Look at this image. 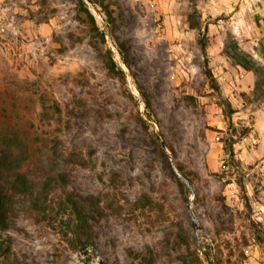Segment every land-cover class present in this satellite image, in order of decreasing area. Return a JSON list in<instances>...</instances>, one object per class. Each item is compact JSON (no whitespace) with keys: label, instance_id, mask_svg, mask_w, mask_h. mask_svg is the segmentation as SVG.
Masks as SVG:
<instances>
[{"label":"rangeland","instance_id":"rangeland-1","mask_svg":"<svg viewBox=\"0 0 264 264\" xmlns=\"http://www.w3.org/2000/svg\"><path fill=\"white\" fill-rule=\"evenodd\" d=\"M106 1L119 13L126 80L111 76L90 44L78 0H0V143L26 149L22 169L36 187L63 171L78 197H101L88 254L17 197L0 229L16 257L0 253V264H87L89 255L90 264H100L97 255L106 264H264V101L253 97L255 75L224 54L242 36L230 6L197 0L218 90L188 23L190 0ZM108 46L120 62L109 34ZM179 166L194 186L199 226Z\"/></svg>","mask_w":264,"mask_h":264},{"label":"trees","instance_id":"trees-1","mask_svg":"<svg viewBox=\"0 0 264 264\" xmlns=\"http://www.w3.org/2000/svg\"><path fill=\"white\" fill-rule=\"evenodd\" d=\"M47 0H44V2ZM98 12L104 17L105 22L99 21L96 14L90 9L85 0H78L77 12L80 22L85 24L90 34V44L102 58L108 73L111 76L126 80L127 72L123 65L116 58L114 50L108 46V34L114 46L118 49L121 61L130 67L129 53L126 45L120 41L116 34L119 13L116 14L111 3L106 0H89ZM192 11L188 15L189 26L199 32L197 43L201 49L206 70L205 73L215 89H220L218 81L209 66L207 54V41L203 30L202 15L198 9L197 0H190ZM224 54L230 59L233 65L241 66L246 71L252 72L256 77L253 97L264 101V63L254 54L243 49L237 39L226 44ZM145 97L147 107L150 106L149 97L139 87ZM133 95V94H132ZM134 96V95H133ZM227 118L231 123L235 109L230 102L226 103ZM140 121L145 128H149L147 120L140 116ZM249 132L245 128L242 136ZM158 138V135H157ZM236 140L229 138L225 141L227 162L234 165L237 162L235 157L234 144ZM0 143V229L5 230L9 226L10 218L14 212V202L17 197L30 198L29 210L37 219L46 220L50 224L61 223V230L69 246L75 251H81L87 246L84 253L96 249L94 222L101 215V197H78L68 187V175L63 171L49 174L39 186H35L28 174L22 169L26 159V149L17 152L16 149ZM162 154L169 157L167 151L161 147ZM182 173L185 172L179 166ZM182 186L186 183L180 179ZM60 190V193H56ZM262 238V237H260ZM0 253L3 257H16L11 249V244L0 243ZM91 255L87 264H90ZM14 264H20L18 260Z\"/></svg>","mask_w":264,"mask_h":264},{"label":"crops","instance_id":"crops-1","mask_svg":"<svg viewBox=\"0 0 264 264\" xmlns=\"http://www.w3.org/2000/svg\"><path fill=\"white\" fill-rule=\"evenodd\" d=\"M230 8L231 23L241 30V46L248 52L264 61V0H224ZM236 4V5H235ZM237 4L240 8H238ZM256 6L257 9H252ZM252 9V12L250 10ZM244 10V11H243ZM254 12V14H252ZM242 15H244L242 17ZM259 28L260 35L255 38V28ZM241 67V66H240ZM242 68V67H241ZM245 70V69H244ZM246 71V70H245ZM249 75L252 72L246 71Z\"/></svg>","mask_w":264,"mask_h":264},{"label":"water","instance_id":"water-1","mask_svg":"<svg viewBox=\"0 0 264 264\" xmlns=\"http://www.w3.org/2000/svg\"><path fill=\"white\" fill-rule=\"evenodd\" d=\"M85 1L88 3L90 9L93 10V12L96 14V16H97L101 21L105 22L104 18H103V17L101 16V14L96 10L95 6H94L89 0H85ZM118 55H119V54H118ZM120 63L122 64V61H120ZM162 144H163L164 149L167 150V145H166V142H165L164 140H162ZM172 163L174 164V160H172ZM177 174H178V176H179V177H180V178H181V179H182V180H183V181L189 186V189H190V191H191V193H192V197H191V199H190V201H189V211H190V214H191V216H192L194 222L196 223L197 226H199L198 220L196 219V217H195V215H194V213H193V211H192V209H191V207H190V203H191V201L194 199L195 194H196V193H195L194 186L192 185V181H191L186 175H184L181 171H178V170H177ZM87 248H88V247L85 246V247L82 248L81 251H84V250L87 249ZM85 254H88V253H85ZM97 258L99 259V263H100V264H106L105 261L100 257V255H97ZM67 264H80V261L75 262V263H67Z\"/></svg>","mask_w":264,"mask_h":264}]
</instances>
